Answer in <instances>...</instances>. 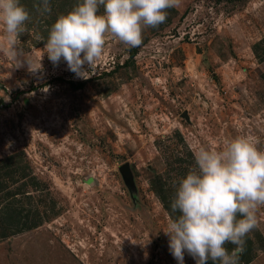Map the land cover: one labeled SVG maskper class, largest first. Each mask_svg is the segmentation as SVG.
Returning <instances> with one entry per match:
<instances>
[{"label": "rangeland", "instance_id": "obj_1", "mask_svg": "<svg viewBox=\"0 0 264 264\" xmlns=\"http://www.w3.org/2000/svg\"><path fill=\"white\" fill-rule=\"evenodd\" d=\"M21 3L19 67L0 25V220L19 213L0 264H178L164 231L194 151L238 136L264 150V0H180L138 47L106 37L87 79L41 40L78 0ZM257 219L239 264H264V207Z\"/></svg>", "mask_w": 264, "mask_h": 264}, {"label": "clouds", "instance_id": "obj_2", "mask_svg": "<svg viewBox=\"0 0 264 264\" xmlns=\"http://www.w3.org/2000/svg\"><path fill=\"white\" fill-rule=\"evenodd\" d=\"M180 0H78L66 14L59 15L48 29L44 54L58 65L63 59L70 71L87 79L88 70L102 57L106 37L126 47H138L147 27H158L167 9ZM41 14L51 11L50 0L35 5ZM101 8L103 11L101 12ZM31 17L21 0H0V25L7 40L4 51L17 61L20 36ZM29 71L33 67L27 61ZM252 137L226 140L222 148L199 147L195 166L180 178L170 204L168 247L178 264L185 252L196 264H239L246 236L259 227L257 210L264 207V150ZM235 248L229 251L225 245Z\"/></svg>", "mask_w": 264, "mask_h": 264}, {"label": "trees", "instance_id": "obj_3", "mask_svg": "<svg viewBox=\"0 0 264 264\" xmlns=\"http://www.w3.org/2000/svg\"><path fill=\"white\" fill-rule=\"evenodd\" d=\"M1 174H6V173H5V171H3V172H1ZM0 176L2 177L1 182H0V190L3 192L6 187L2 183L3 176L2 175H0ZM9 194L10 193H6V195H9ZM162 200L164 201V199H162ZM10 206L9 205H6L5 208L2 211V213L4 212V214H3L4 218L1 217V220H0V236H5V231L7 230V227L9 226V222H13L14 219L11 216H17V215H19V213L17 212V209L12 208ZM168 208H169V206H168ZM35 225L36 224H32L31 226H35ZM247 242H248V240H247ZM249 244H250V241L248 243H246V241H245L244 251L242 253H240V256H241L240 259H242L243 262H245V263H247V262H249L251 260V258H250ZM225 247L229 251H231L232 249L235 248V245H233L231 243H227L225 245ZM208 264H213V262L210 261Z\"/></svg>", "mask_w": 264, "mask_h": 264}]
</instances>
